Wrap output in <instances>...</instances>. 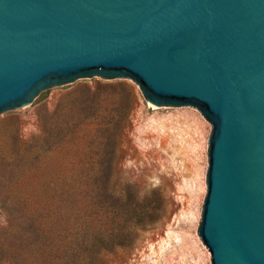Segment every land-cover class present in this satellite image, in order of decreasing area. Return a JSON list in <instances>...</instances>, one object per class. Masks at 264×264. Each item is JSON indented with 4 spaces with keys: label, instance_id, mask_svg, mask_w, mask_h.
<instances>
[{
    "label": "water",
    "instance_id": "95a60500",
    "mask_svg": "<svg viewBox=\"0 0 264 264\" xmlns=\"http://www.w3.org/2000/svg\"><path fill=\"white\" fill-rule=\"evenodd\" d=\"M92 78L201 114L190 264H264V0H0V115Z\"/></svg>",
    "mask_w": 264,
    "mask_h": 264
},
{
    "label": "rangeland",
    "instance_id": "374dc122",
    "mask_svg": "<svg viewBox=\"0 0 264 264\" xmlns=\"http://www.w3.org/2000/svg\"><path fill=\"white\" fill-rule=\"evenodd\" d=\"M210 128L194 108H158L142 99L135 83L98 78L55 88L0 115V251L23 248L27 264L50 263L44 239L58 228L50 219L55 221L59 199L51 188L39 198L26 197L25 190L95 182L112 187L111 211L131 186L132 207L150 215V224L105 255L104 264H190L206 194ZM5 196L37 235L18 233L15 219L1 208ZM125 218L108 212L102 223L115 233ZM0 264L16 263L3 258Z\"/></svg>",
    "mask_w": 264,
    "mask_h": 264
},
{
    "label": "trees",
    "instance_id": "16d2710c",
    "mask_svg": "<svg viewBox=\"0 0 264 264\" xmlns=\"http://www.w3.org/2000/svg\"><path fill=\"white\" fill-rule=\"evenodd\" d=\"M45 93V92H43ZM59 199L56 207L55 221L50 223L58 228L55 232L49 231L45 235L43 254L50 258V263L42 264H104L103 257L131 242L137 229H144L150 223V215L133 205L136 200V191L131 186H125L122 196L118 198L119 205L111 211L109 202L113 199L112 187L101 183H63L57 186L50 185L25 190L26 197L47 196L49 189ZM157 194V193H155ZM8 196L2 201L3 210L13 217L19 227L18 233L23 235H37L38 228L24 216L14 205L7 203ZM145 202V200H144ZM46 204H43V209ZM42 209V211H43ZM140 211H139V210ZM52 214L49 208L44 211ZM108 212L114 217L125 214L126 218L115 225L117 231L107 233L102 219ZM53 215H51L52 218ZM56 229V227H55ZM36 239L37 237L34 236ZM28 251V250H27ZM27 251L23 248L17 251H0V261L4 258L12 259L16 264H27ZM37 252L38 249H35Z\"/></svg>",
    "mask_w": 264,
    "mask_h": 264
}]
</instances>
